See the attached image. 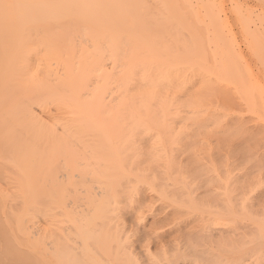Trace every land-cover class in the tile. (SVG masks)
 <instances>
[{
    "label": "bare ground",
    "instance_id": "1",
    "mask_svg": "<svg viewBox=\"0 0 264 264\" xmlns=\"http://www.w3.org/2000/svg\"><path fill=\"white\" fill-rule=\"evenodd\" d=\"M0 182L2 264H264V0H0Z\"/></svg>",
    "mask_w": 264,
    "mask_h": 264
},
{
    "label": "rangeland",
    "instance_id": "2",
    "mask_svg": "<svg viewBox=\"0 0 264 264\" xmlns=\"http://www.w3.org/2000/svg\"><path fill=\"white\" fill-rule=\"evenodd\" d=\"M216 2L218 3V5H220L223 9L225 8V4H226V0H216ZM51 109V108H50ZM47 110V109H45V111L44 110H41L40 111V109H38V108H36V113H37V115L42 119V120H46V121H48L49 120V117H51L55 112H54V110ZM48 111V112H47ZM54 112V113H53ZM54 116V115H53ZM52 116V117H53ZM218 135H220V137L218 138L217 136ZM218 135H214V136H212L211 135V137H205V139H206V141L208 140V144H211V150H213V151H211L210 152V155H211V158H210V156L208 157L209 159H208V161H206V159L204 158V159H202V160H205V162H210L209 160H212L213 162H211V163H216L215 165H217V163H218V166H220V167H223V166H225L227 163V168H232V170H234L233 172L234 173H241L242 171H243V169H244V164L243 163H238L239 162V158L240 157H238L237 155H236V153H235V155L236 156H234V157H232L233 155H231L230 153H232V152H229V151H227L226 149H225V147H226V141H225V139H224V141H223V139L222 140H219V139H221V138H223L224 136H221L222 134H218ZM209 138V139H208ZM218 138V139H217ZM218 141V142H217ZM222 143H221V142ZM224 143V144H223ZM229 152V153H228ZM233 154V153H232ZM231 156V157H230ZM238 157V158H237ZM237 158V159H236ZM234 160H236L235 162H234ZM240 161H241V159H240ZM230 162H234V163H232V165H231V163ZM225 164V165H224ZM239 164V165H238ZM234 168V169H233ZM232 172V174H234ZM1 184H2V182H0ZM15 234H18V235H20V233H14V235H13V238L14 237H16L15 236ZM19 237H21V235L19 236ZM19 239H21V238H19ZM16 240H18V238H16ZM2 261V260H1ZM3 262V261H2ZM2 262H0L1 264H2ZM4 263H6V260H5V262ZM3 263V264H4ZM9 262H7V264H8ZM11 264H14V262H12V260H11V262H10ZM15 264H18V263H15Z\"/></svg>",
    "mask_w": 264,
    "mask_h": 264
}]
</instances>
